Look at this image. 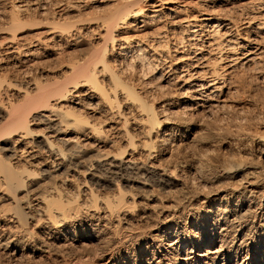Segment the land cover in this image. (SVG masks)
Segmentation results:
<instances>
[{
  "label": "bare ground",
  "instance_id": "obj_1",
  "mask_svg": "<svg viewBox=\"0 0 264 264\" xmlns=\"http://www.w3.org/2000/svg\"><path fill=\"white\" fill-rule=\"evenodd\" d=\"M74 1L1 3L0 264H264V135L208 122L264 0Z\"/></svg>",
  "mask_w": 264,
  "mask_h": 264
},
{
  "label": "rangeland",
  "instance_id": "obj_2",
  "mask_svg": "<svg viewBox=\"0 0 264 264\" xmlns=\"http://www.w3.org/2000/svg\"><path fill=\"white\" fill-rule=\"evenodd\" d=\"M4 1H5V3L7 2V0H0V7L4 4ZM87 1H89V2H86V0H75L74 1V2H77V4H79L80 6L82 5L81 6L82 10L80 13L71 14V16L73 17V18L71 17V19L73 21L70 20V22H72V23L77 22L80 24V23L92 21V23H94V22H96V20H100L106 15L107 11L105 10V8H107V7L103 8V9L102 8L95 9L96 7H94V5L90 2V0H87ZM167 1H169V2L166 3L167 5H164L165 10L168 7L172 8L176 12L181 11L184 8L187 9V11H184V12L181 11L182 14H185V13L188 14L194 10L195 11L203 10V7L198 3V0H167ZM211 1H214V0H211ZM215 2L216 3L220 2V0H215ZM240 2H241L240 4H242V5L239 4L240 8L238 6L240 11L243 9V7L245 8V10L247 7L248 8L251 7V6H249V5H251V4H249V0H248V2H247V0H240ZM1 3H3V4H1ZM85 4H88V5H85ZM110 5H108V6L112 7V5L111 6ZM88 7L90 9H88ZM239 9H234V11H232V13H229L234 18L236 17L237 22L240 21L241 12L239 11ZM255 12H258V11L255 10ZM250 13H251V11H250ZM253 13H254V11H253ZM263 18L258 17L255 20V22L258 23V21H261V19L263 20ZM163 20H166V17H164ZM178 26L180 27L181 25H178ZM253 27H255V26L253 25ZM181 29H182V26H181ZM181 29L176 27L174 30L176 33L172 30V32L170 31V34L173 35L175 33V34L180 36L181 31H182ZM41 30L42 31L40 32V29H37V30L35 29L31 33V35H35L36 32L42 33L43 31H46V28H42ZM252 30H254V29L251 28V29H248V31H246L244 33L242 32L241 41L244 42V41H248V40H253L255 38V41H251V44H254L253 47L259 45V47H262L263 48L262 50L264 51V35L259 33L258 31H252ZM151 32H152V30H151ZM253 42H256V43H253ZM73 52H71L70 54L77 55V53H78V51H76V52L73 51ZM227 54L228 53H224V58L228 57L230 55V54H228V55ZM173 55L175 56V54H173ZM209 57L210 58H216L217 56L215 57V55H212ZM180 60L183 61L184 58H182ZM180 60H179V62H180ZM256 61H257V63L255 62L256 65L255 64H252V65L249 64V65H246L245 68H243V69H231V68H229V66H227V63H229V59H227V58L221 62V65H224L223 69H222L224 71V75H225L224 77H225V79L230 80V82L228 84L229 95L227 94V96H226V100H227V102L225 104L226 106L223 107L222 109H220L218 112H216L215 115L212 116V118L209 117L208 122H210L213 125L217 124L216 126H218L223 132L228 131L225 134L230 136V137L232 136V138L239 135V133L241 134L243 132L244 133H252V134L256 133L259 135H264V53L262 55H260L259 59ZM55 62L56 61L53 62V60H50V62H48V64L50 63V64L54 65ZM225 66H227V67H225ZM151 73H152V69H151L150 73H148L147 76L150 77ZM167 90L169 91V90H171V88H169ZM229 110H231V111H229ZM229 114H230V116H229ZM222 153L228 158L229 157L232 158V156H233L232 159H234V157L235 158L238 157V154L234 155V153H230V154L224 153V152H222ZM231 154H233V155H231ZM214 246H217V244ZM242 258H244V257L241 256V259ZM36 263L37 264H48L46 261L40 262L39 260H37L36 262H33L32 264H36Z\"/></svg>",
  "mask_w": 264,
  "mask_h": 264
}]
</instances>
